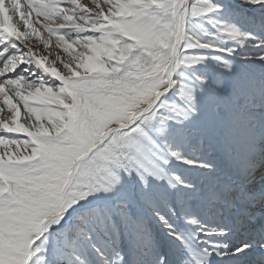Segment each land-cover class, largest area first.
Listing matches in <instances>:
<instances>
[{"label": "snow or ice", "instance_id": "1", "mask_svg": "<svg viewBox=\"0 0 264 264\" xmlns=\"http://www.w3.org/2000/svg\"><path fill=\"white\" fill-rule=\"evenodd\" d=\"M0 264H264V0H0Z\"/></svg>", "mask_w": 264, "mask_h": 264}]
</instances>
